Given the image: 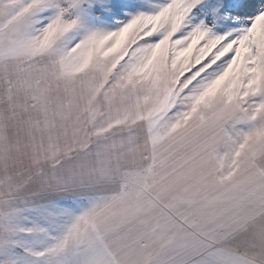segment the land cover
<instances>
[{"label":"snow or ice","instance_id":"1","mask_svg":"<svg viewBox=\"0 0 264 264\" xmlns=\"http://www.w3.org/2000/svg\"><path fill=\"white\" fill-rule=\"evenodd\" d=\"M251 11L247 26L214 30ZM96 19L117 26L87 22ZM0 40L31 55L14 71L0 63V102L13 117L15 79L27 78L24 111L39 113L30 128L73 107L91 114L104 91L143 112L160 174L194 179L214 201L264 205V0H0ZM89 48L99 52L85 64ZM14 253L6 245L0 264H20L6 259Z\"/></svg>","mask_w":264,"mask_h":264},{"label":"rangeland","instance_id":"2","mask_svg":"<svg viewBox=\"0 0 264 264\" xmlns=\"http://www.w3.org/2000/svg\"><path fill=\"white\" fill-rule=\"evenodd\" d=\"M243 14L214 30L247 26L250 20ZM87 22L117 26L112 19ZM120 39L104 54L113 51ZM94 52L99 48L87 50L85 64ZM30 59L24 42L0 40V63L14 71ZM26 79L23 75L15 79L17 115L13 117L0 102V252L6 245L15 247L16 253L6 259L20 264H111L101 242L90 235L88 218L113 195L151 178L148 121L139 110L110 104L100 91L91 114L73 107L54 121L49 113L47 127L30 128L28 121L39 113L31 108L24 111L27 97L33 94Z\"/></svg>","mask_w":264,"mask_h":264},{"label":"crops","instance_id":"3","mask_svg":"<svg viewBox=\"0 0 264 264\" xmlns=\"http://www.w3.org/2000/svg\"><path fill=\"white\" fill-rule=\"evenodd\" d=\"M152 175L89 215L111 264H264V205L212 200L194 179Z\"/></svg>","mask_w":264,"mask_h":264},{"label":"trees","instance_id":"4","mask_svg":"<svg viewBox=\"0 0 264 264\" xmlns=\"http://www.w3.org/2000/svg\"><path fill=\"white\" fill-rule=\"evenodd\" d=\"M254 15H255V12L254 11H251V12H245V14H243L242 16H243V18L245 17L244 18L245 20H250L251 17L254 16Z\"/></svg>","mask_w":264,"mask_h":264}]
</instances>
